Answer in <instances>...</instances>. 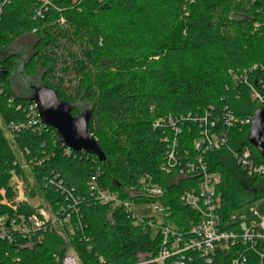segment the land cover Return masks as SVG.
<instances>
[{
	"label": "trees",
	"instance_id": "1",
	"mask_svg": "<svg viewBox=\"0 0 264 264\" xmlns=\"http://www.w3.org/2000/svg\"><path fill=\"white\" fill-rule=\"evenodd\" d=\"M48 1L38 16L41 0H0V192L13 199L15 174L33 199L36 193L20 158L40 162L29 171L45 205L60 211L77 201L80 214L72 216L73 234L63 227L67 243L55 231L40 232L42 240L31 245L19 237L15 243L0 244V264H59L68 246L80 264H158L154 261L163 238L148 225L154 218L137 223L131 212L97 204L89 182L96 178L100 188L136 206L156 203L143 187L159 186L174 230L189 237L199 216L181 198L197 188L199 179L162 172L166 147L153 123L167 115L209 110L219 129H225L221 125L228 112L245 119L261 108L249 86L235 82L230 72L246 74L264 96V0ZM26 37L33 42L23 64L25 75L57 91L74 106V116L80 109L92 110L89 133L104 161L83 151L67 152L57 132L38 117L30 124L33 103L14 88L22 58L10 53ZM12 123L22 127L10 131ZM249 129L225 132L232 150L242 153L248 148L258 162L259 153L248 142ZM198 136V127L187 123L180 137L183 155L195 154L192 144ZM205 159L209 171L220 175L221 227L229 229L237 208L264 199V177H247L226 148ZM242 185H252V192ZM2 200L0 194V216L28 217L36 211L24 202L14 214ZM244 252L247 264H255L256 255ZM186 258L188 264H208L193 251L186 252ZM231 258L218 252L210 264H233Z\"/></svg>",
	"mask_w": 264,
	"mask_h": 264
},
{
	"label": "built area",
	"instance_id": "2",
	"mask_svg": "<svg viewBox=\"0 0 264 264\" xmlns=\"http://www.w3.org/2000/svg\"><path fill=\"white\" fill-rule=\"evenodd\" d=\"M41 1L43 5L37 13L38 16H43L44 10L49 5L48 0ZM230 73L233 75L235 82L249 86L252 100L261 108H264V96L249 84L247 75ZM259 83L263 84V81L260 80ZM29 117H31L30 124L35 123L37 117L38 121L42 123L35 104L30 108ZM252 121L253 116L238 119L231 112H228L221 126L228 130L236 127H251ZM189 122L195 124L199 130V136L192 144L195 151L193 156H190L187 152L183 155L180 149V137ZM21 127L12 123L8 129L18 131ZM153 129L162 131L161 142L166 147L164 163L161 166L162 172L168 175L177 173L183 176H195L199 179L197 188L186 191L181 198L184 205L191 208L199 216V221L190 227L189 237L187 238L174 230L169 221L170 210L163 206L160 201L164 197L163 190L151 183L144 185V194L157 200L156 203L150 206L155 212L162 215L160 221L154 218V221L148 223L149 226L158 229L163 238L162 249L154 262L158 264H188L186 252L193 251L199 254L208 264L212 263L213 257L218 252L230 255L233 264H247L246 253L244 252L247 250L256 255L255 264H264V212L260 214L257 208L253 211L254 215H259L257 224H252L248 220H237L232 216L229 229H223L220 216L222 201L217 190L220 175L209 171L205 159L210 152L226 148L247 177H264V159L260 153L258 152L261 161L257 162L252 159V153L248 148L242 153L232 150L229 147V135L225 132V129H219V125L209 110L197 115L159 117L153 123ZM69 151L72 150L67 148V152ZM37 165H40V162L23 161L21 168L29 170ZM12 187L14 197L11 201L6 199L4 190L0 194L3 197L2 204L11 207L15 214L18 205L24 202L31 203V201L27 197L26 186L15 174L12 176ZM88 187L90 197L97 204L107 206L111 210L124 209L126 212L133 213L137 223L144 224L146 218L138 219L134 214L132 208L134 203L121 199L117 193L100 188L94 177L90 180ZM255 202L259 206L264 202V199ZM32 206L36 211L28 217L21 215L19 217L15 215L12 217L0 216V244H12L21 237L31 245L35 239L42 240L41 235H39L40 232L45 233L47 231H55L67 243V234L63 227L69 229L70 233L73 234L70 222L72 216L78 217L80 214L79 203L74 201L73 204H68L66 208H62L60 211H53L49 206ZM79 227L82 229L81 224ZM58 260L59 264H80L75 251L70 246L67 247L64 257Z\"/></svg>",
	"mask_w": 264,
	"mask_h": 264
},
{
	"label": "water",
	"instance_id": "3",
	"mask_svg": "<svg viewBox=\"0 0 264 264\" xmlns=\"http://www.w3.org/2000/svg\"><path fill=\"white\" fill-rule=\"evenodd\" d=\"M40 83V86L36 87L31 96L27 98L36 105L42 123L57 132L59 141L66 148L74 152H86L104 161L106 157L103 151L89 133L92 110L80 109L79 114L74 116L72 114L74 106L61 100L57 91L41 81ZM248 142L264 159V108L258 109L253 115L252 125L248 132Z\"/></svg>",
	"mask_w": 264,
	"mask_h": 264
},
{
	"label": "rangeland",
	"instance_id": "4",
	"mask_svg": "<svg viewBox=\"0 0 264 264\" xmlns=\"http://www.w3.org/2000/svg\"><path fill=\"white\" fill-rule=\"evenodd\" d=\"M33 42L32 37H26L24 39H21L18 41L11 49L10 53H16L21 56V60L18 62V65L16 67V73L14 74V88L16 90V93L20 96L29 97L31 96L33 90L40 86V81L38 79L29 78L26 76L23 72L22 66L24 61L27 60L29 54H30V44ZM38 81V82H37ZM4 128V126H3ZM6 136L8 140L12 143V139L7 132V130L4 128ZM21 163L23 164V161L20 158ZM26 173L28 176L29 184L31 185V189L36 193V196L31 199L32 205L35 207L37 206H46L44 199L42 197V194L39 190V188L36 186L33 176L31 175V172L26 169ZM240 179H244L243 175L239 174ZM24 185L25 182L23 183ZM240 186V185H239ZM247 192H252V185H242ZM247 196V195H246ZM133 211L134 214L138 219L142 218H155L156 220L160 221L162 219V215L155 212L150 205H144V206H136L133 205ZM258 209L259 213L264 212V202L261 203V205L258 206L257 202L248 203L240 208H237L233 212V217L237 220H248L252 224H257L259 222V215H254L253 211Z\"/></svg>",
	"mask_w": 264,
	"mask_h": 264
}]
</instances>
